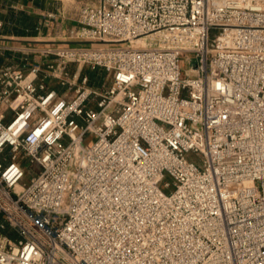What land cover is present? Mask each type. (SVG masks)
Instances as JSON below:
<instances>
[{"label": "built area", "instance_id": "2783aa9c", "mask_svg": "<svg viewBox=\"0 0 264 264\" xmlns=\"http://www.w3.org/2000/svg\"><path fill=\"white\" fill-rule=\"evenodd\" d=\"M76 20L46 66L0 67V264H264V0Z\"/></svg>", "mask_w": 264, "mask_h": 264}, {"label": "crops", "instance_id": "0c3cea01", "mask_svg": "<svg viewBox=\"0 0 264 264\" xmlns=\"http://www.w3.org/2000/svg\"><path fill=\"white\" fill-rule=\"evenodd\" d=\"M67 12L58 0H0V21L3 23L0 27V44L7 47L0 52V67L21 61V66L27 69L28 64L19 57H24V52L30 49L33 51L28 54L29 61L46 66L54 57L44 55L43 50L58 45L60 41L65 43L67 38L62 40V36L69 34L70 29L77 24V13L70 15ZM13 48L22 51L14 57ZM105 73L103 69L96 70L93 86L106 85ZM46 81L50 86H56L60 93L66 89L54 79Z\"/></svg>", "mask_w": 264, "mask_h": 264}, {"label": "rangeland", "instance_id": "374dc122", "mask_svg": "<svg viewBox=\"0 0 264 264\" xmlns=\"http://www.w3.org/2000/svg\"><path fill=\"white\" fill-rule=\"evenodd\" d=\"M61 2L62 6H65L66 11H68L67 13H70V15L72 13H78L79 8L89 2L90 0H58ZM69 34H66L64 36H62V40H64L65 38H68ZM64 42L60 41L59 44H62ZM78 71V65L76 63L72 64V67L70 69V78L71 80H73L75 77V74ZM96 73V69H93L91 66L89 65H84L83 67H81L80 69V73H79V77L77 79V85L80 84L81 82V78L83 76H88L89 77V86H93V82H94V75ZM105 79H106V85L110 86L112 84V76L110 74H108L107 72L105 73ZM75 93V88H73L72 90H68V94L69 95H73ZM33 170L32 169H28L26 171V175L24 178V181L28 182L29 179L31 178V176L33 175Z\"/></svg>", "mask_w": 264, "mask_h": 264}, {"label": "trees", "instance_id": "16d2710c", "mask_svg": "<svg viewBox=\"0 0 264 264\" xmlns=\"http://www.w3.org/2000/svg\"><path fill=\"white\" fill-rule=\"evenodd\" d=\"M3 220V217L0 215V222ZM7 234H9V235H11V236H14V234L11 232V231H9V230H6L5 231Z\"/></svg>", "mask_w": 264, "mask_h": 264}, {"label": "bare ground", "instance_id": "6f19581e", "mask_svg": "<svg viewBox=\"0 0 264 264\" xmlns=\"http://www.w3.org/2000/svg\"><path fill=\"white\" fill-rule=\"evenodd\" d=\"M143 41V40H142ZM144 44V43H143ZM21 186V184L18 186V187H20Z\"/></svg>", "mask_w": 264, "mask_h": 264}]
</instances>
